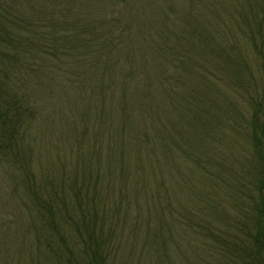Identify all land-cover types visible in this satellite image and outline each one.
Listing matches in <instances>:
<instances>
[{"label": "trees", "instance_id": "1", "mask_svg": "<svg viewBox=\"0 0 264 264\" xmlns=\"http://www.w3.org/2000/svg\"><path fill=\"white\" fill-rule=\"evenodd\" d=\"M143 1L0 0V264H264V0Z\"/></svg>", "mask_w": 264, "mask_h": 264}, {"label": "rangeland", "instance_id": "2", "mask_svg": "<svg viewBox=\"0 0 264 264\" xmlns=\"http://www.w3.org/2000/svg\"><path fill=\"white\" fill-rule=\"evenodd\" d=\"M132 1H134V5L136 7H138V8H136V9H138V12L142 13L141 16H143V18H138L137 20H134V23H133V27H134L133 28V31H134V33L137 34L138 32H141V33L146 32V33H149L146 36H152V34L155 35V32L156 31H155L154 28H156V27H153V26L150 27L149 26L150 24H148V21L150 20L149 17H151V15L149 13H145L146 7H148L149 9H151V7H150L151 2L149 3L150 5L149 4L146 5L143 0H132ZM193 3L194 2L191 3L189 0H176V2L173 3V10L174 11H171V12H161L162 13V16H160V17H163L162 18V21H164L166 23V25L169 27L170 30H173L174 28H173V26L171 24V20L175 19V17L176 18H178V17L179 18L187 17V18L191 19V16H195V15L198 16V14L199 15L201 14L200 6L198 7L196 4H193ZM157 5H158V3H157ZM139 8H141V9H139ZM108 11H109V8L107 6H105V12H106V14L108 13ZM99 16L102 17L101 15H99ZM110 16L111 17H115L116 16V18H120L121 15L119 14V10H117V13L110 11L109 14H108V18H111ZM169 17H171L172 19L169 18ZM125 19H128L129 20L128 17H125ZM187 30H188V25H187ZM127 39H130L128 41L130 47L143 49L142 48L143 46L141 44L136 45L137 43H139L140 39L137 38V37H135L134 34H133V36H128ZM127 51H129V50H127ZM152 55H154V54H151L150 55V57H149L150 59L153 58ZM148 64L152 65V68L154 69L153 72L154 73H157V70L154 67L155 66V63L153 64V62H149ZM120 67H122V66H120ZM173 104H176V103L174 102ZM173 104H172V106H173ZM167 107H170V106H167ZM160 109H161V105H160V108L155 109V112H157V114H158V111H162L163 110V109H161V110ZM164 110L167 111V116L166 117H168V114L170 113V111H172V109L171 108H166ZM173 110H175V108H173ZM153 121L154 122H158V118L155 119V120H153ZM148 122L151 123V125H155L151 121H148ZM113 137H116V133L113 135ZM225 145H226V143H223L222 144L223 147ZM230 145H231V143H230ZM223 151L225 153H229L226 148L225 149L223 148ZM194 167L195 166H190L188 164V162H186V160H185V162H181L179 164V166H177V168L180 169V171L182 172V181L183 182H181V179H179V181H177L175 183H174V180L173 179H169V178H166L165 179L166 180V183L165 184H166V186H168V187H166L167 189H165V191H167V195H168L167 204L169 202L171 203V204L167 205V207H166L169 212H170L171 209L168 206H171L172 209L174 208V206H176L179 209H181V207L184 206L183 208L185 210L187 208V203L190 204L191 201L194 202L193 198H190L189 197L190 195L188 196L187 194H185L186 197L184 196L183 200H182L181 197H174L175 196V193L177 191H180L179 190V187H180V189L184 190L183 189V185H184L185 191H188L189 193L194 190L193 187H192L191 179L194 182V179L195 178L192 175H190V170H193ZM163 177H165V175H163ZM154 179L156 180L157 183H159L163 178H162V176H159V177H154ZM177 183H178V185H177ZM187 188H188V190H186ZM220 197L221 198L223 197V192L220 193ZM179 202H181L183 206L178 205ZM199 213L202 215L204 213V210L201 211V212H199ZM176 216H179L177 214V212H176ZM166 217H168V219H170L169 221H171V223L174 220L173 217H171V216L168 215V212H165V219H166ZM182 253H183V255L182 256L181 255H178L179 257L177 255H175V254L171 255V261L173 262V264H199L198 263V255L200 257L203 256L202 248H200L199 245L196 247L195 244H194V246H192V249H190L188 251H186L185 250V247L183 246ZM136 261L137 260H135L133 262H129V264H136Z\"/></svg>", "mask_w": 264, "mask_h": 264}]
</instances>
